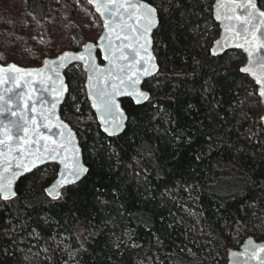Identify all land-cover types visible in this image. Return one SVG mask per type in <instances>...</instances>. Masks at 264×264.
Here are the masks:
<instances>
[{"label":"trees","instance_id":"16d2710c","mask_svg":"<svg viewBox=\"0 0 264 264\" xmlns=\"http://www.w3.org/2000/svg\"><path fill=\"white\" fill-rule=\"evenodd\" d=\"M54 1L69 22L63 50L94 41L81 34L75 1ZM143 1L158 17V69L141 83L148 99H120L126 123L106 136L84 97L82 73L64 72L59 114L88 171L56 199L43 191L53 164L16 181L14 196L0 199V264H29L31 249L39 250L37 264H225L231 240L264 239V132L255 85L238 70L242 54H209L218 33L212 0ZM21 4L37 22L48 8L47 0ZM0 25L12 26L1 10ZM42 169L50 174L38 184Z\"/></svg>","mask_w":264,"mask_h":264},{"label":"water","instance_id":"95a60500","mask_svg":"<svg viewBox=\"0 0 264 264\" xmlns=\"http://www.w3.org/2000/svg\"><path fill=\"white\" fill-rule=\"evenodd\" d=\"M85 2L96 15L101 26L94 41H86L77 49L63 50L44 58L40 64L35 66H21L14 62L0 63V69H3V72H0V80H2L0 93L4 95V107L11 109L0 115V140L4 141L0 144V174L5 178L0 183H6L8 179H12L13 172L18 173L12 180L10 191L5 189L0 192L1 200L12 198L15 194L16 181L38 167L47 164L56 166L53 178L43 188L45 195L50 199L58 198L61 188L78 181H73L71 184L60 183L65 179L63 175L65 163L79 164L80 167L87 169L73 129L59 114V107L67 92L64 72L69 67L79 66L83 79L84 97L94 114L100 132L106 136L119 134L126 123V115L121 107L120 99L128 98L134 104H141L145 100L137 102L135 95L128 94L114 96L115 106L109 113L94 106L100 103L98 95L100 90L111 91V86L118 85L119 78H123L124 84L120 85L121 90L131 91L134 88L148 96L147 91L141 87V83L158 69L152 51V34L158 24L155 8L143 0H133L137 4H144L155 10V26L141 37L140 32L144 25L136 23L139 12L131 20L127 19L128 13H124L125 20H121L119 16L115 19L107 15L102 17L96 11V4H89L88 0ZM119 2L123 3L129 12L132 11L128 7V0H119ZM253 2L256 5L254 9L248 0H212L210 13L218 26V33L209 43L208 52L213 57L231 51H239L242 54L243 60L238 70L246 74L255 85L261 108L259 119L264 132V98L259 96L260 90L264 89V47L261 46L264 45V16L260 15L264 9L258 5L256 0ZM107 6L115 7L111 4ZM249 13L252 15L249 16ZM106 20L110 25L108 28L105 27ZM125 22L139 30L137 32L122 30ZM125 36L128 37L127 40L124 39ZM145 43H147V52L139 47L140 44ZM86 45L91 46L90 54L86 51ZM65 53L73 56L83 55L85 59L61 61L60 57ZM149 54L152 57L150 62H148ZM121 55L126 56L127 60L119 59ZM141 56L144 57L150 74H141L137 71L141 65L134 62L139 61ZM61 63L63 67L60 66ZM12 65L22 71H9ZM125 65H127L125 72L120 73L117 66ZM241 69H248V71L243 72ZM110 72L113 78H109ZM128 77H131V80ZM135 79H139L138 84H132V80ZM257 80L260 83H257ZM7 89L11 91H6ZM33 120L35 123H32ZM45 146L47 151L44 150ZM53 149L56 154L55 160L50 158L53 155ZM17 164H21V167L17 168ZM5 167L9 169L8 172H3ZM57 193H59L58 196ZM225 264H264V239L258 240L248 236L236 248H227Z\"/></svg>","mask_w":264,"mask_h":264},{"label":"rangeland","instance_id":"374dc122","mask_svg":"<svg viewBox=\"0 0 264 264\" xmlns=\"http://www.w3.org/2000/svg\"><path fill=\"white\" fill-rule=\"evenodd\" d=\"M81 10L80 27L84 38H97L100 32V23L93 18V11L86 3L74 0ZM48 8L41 22L33 20L22 9V0H0V10L11 21L9 29L0 25V54L7 62H14L21 66H35L42 62L46 55H55L63 51V43L68 37V18L66 11L54 0H47ZM96 16V15H95ZM209 45V44H208ZM80 71L78 65L73 66ZM261 108H258V112ZM50 170L42 169L37 173V183L40 184L49 176ZM49 183V180L47 181ZM219 242L212 247L221 250ZM239 245L234 239L228 247L236 248ZM39 250L31 249L25 257L29 264H37L36 257ZM225 259V251L223 255ZM65 264H74L66 261Z\"/></svg>","mask_w":264,"mask_h":264},{"label":"snow or ice","instance_id":"6c2138e0","mask_svg":"<svg viewBox=\"0 0 264 264\" xmlns=\"http://www.w3.org/2000/svg\"><path fill=\"white\" fill-rule=\"evenodd\" d=\"M89 4H96V11L98 13H100V15L102 17L104 16H108L111 17L113 19H115L117 16H119V18L121 20H125V16L124 13H128L127 19L131 20L134 16H136L137 12L140 13V15L137 17L136 19V23L140 24L143 23L144 27L143 30L140 32L141 37H143L152 27L155 26V17H154V9L148 8L146 5L144 4H137L135 2H133V0H128V7L132 9L131 12L128 11V8L124 7L123 3H120L119 0H88ZM248 3L251 5V7L254 9L256 7L255 3L253 2V0H248ZM114 5L115 7L113 8H109L107 5ZM121 9H123V12H121ZM252 13H249V16H251ZM261 16H264V12L260 13ZM230 19V17H229ZM105 27L108 28L110 27L108 21H105ZM122 30H128L131 32H137L139 29L137 27H134L132 24H129L127 22H125L122 25ZM119 38V37H117ZM125 40L128 39L127 36L124 37ZM262 47H264V45H261ZM86 51L89 52V54L91 53V46L90 45H86ZM125 47H128V45H125ZM139 47L141 49L144 50V52H147V43L145 44H140ZM119 51V49H117ZM111 54V51H110ZM139 55V53H138ZM249 55H251V53H249ZM61 61L67 59L69 61L71 60H84L85 57L83 55H79V56H73L70 55L68 53H65L62 57H60ZM119 59L122 60H127L126 56L121 55L119 57ZM152 60V57L148 56V62H150ZM134 63L136 64H140L141 66L137 69L138 72H140L141 74H150V69L147 66V63L144 61V57L141 56L139 61H135ZM61 67H63V63H61L60 65ZM119 69L120 73H124L125 72V68L127 67V65L125 66H117ZM152 67L154 68L155 65L153 64ZM15 70L16 72H20L22 71L19 68H16L15 65L10 66L9 71ZM241 71L243 72H247L248 69H241ZM0 72H3V69H0ZM31 73H29L30 75ZM58 75V73H57ZM135 75V73H134ZM109 78H113L111 72L109 73ZM128 79L131 80V77H128ZM0 82H2V80H0ZM139 83V79H135L132 80V84H138ZM257 83H260L259 80H257ZM124 84V79L123 78H119V84H113L111 86V91H105V90H100L98 95L100 97V103H98L97 105H94L95 107H98L106 112L111 113L113 107L115 106V100H114V96L117 95H122V94H128V95H135L137 97V102H140L141 100H147L148 97L146 94H144L143 92H139L137 90H135L134 88L131 91H128L127 89L121 90L120 85ZM6 91H11V89H7ZM62 91V89H61ZM259 96L264 98V89H261L259 92ZM4 95L2 93H0V115H2L5 111H11L10 108H5L4 107ZM15 114V113H14ZM32 123H35V120L32 121ZM14 126V125H13ZM25 131H27L25 129ZM4 141L0 140V144H3ZM61 147H64V145H61ZM45 151H47L48 149L44 148ZM39 151V149H38ZM53 155H51V159L55 160L56 159V154H55V149L52 150ZM67 159V157L65 158ZM17 168L21 167V164H17L16 165ZM64 169L65 172L63 173V175L65 176V179L62 180L60 183L64 184H71L73 183V181L79 180L82 175L84 173H86L88 170L86 168L80 167L79 164H73L70 165L68 163L64 164ZM9 169L8 168H3V172H8ZM18 175V173L13 172L12 173V179H8L6 183H0V192H3L5 189H8L10 191L11 189V185H12V180ZM70 177V178H69ZM4 176L2 174H0V181H4ZM57 196L59 195V193L56 194Z\"/></svg>","mask_w":264,"mask_h":264},{"label":"flooded vegetation","instance_id":"af4514ba","mask_svg":"<svg viewBox=\"0 0 264 264\" xmlns=\"http://www.w3.org/2000/svg\"><path fill=\"white\" fill-rule=\"evenodd\" d=\"M44 166H45V165H44ZM41 167H43V166H41ZM41 167H38V168H41ZM38 168H37V169H38Z\"/></svg>","mask_w":264,"mask_h":264},{"label":"built area","instance_id":"2783aa9c","mask_svg":"<svg viewBox=\"0 0 264 264\" xmlns=\"http://www.w3.org/2000/svg\"><path fill=\"white\" fill-rule=\"evenodd\" d=\"M33 18V17H32ZM33 20H34V18H33ZM56 54V53H55Z\"/></svg>","mask_w":264,"mask_h":264}]
</instances>
